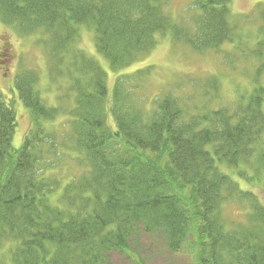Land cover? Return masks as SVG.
I'll return each mask as SVG.
<instances>
[{
    "label": "trees",
    "instance_id": "16d2710c",
    "mask_svg": "<svg viewBox=\"0 0 264 264\" xmlns=\"http://www.w3.org/2000/svg\"><path fill=\"white\" fill-rule=\"evenodd\" d=\"M164 2L0 0L3 23L22 34H42L50 81L64 78L74 101L69 138L59 139L45 127L58 110L40 96L38 74L17 72L13 88L31 126L13 148L16 113L0 95V264H108L112 252L145 264L131 250L142 235L170 253L190 235L199 242L201 264H264V206L226 171L248 185L253 178L245 170L264 171L260 71L245 101L232 108L205 104L194 115L170 91L153 96L146 115L133 92L150 71L117 73L166 34L196 52L230 41V0H192L198 12L179 23ZM84 23L93 25L94 48L117 73L110 93L107 71L76 48L77 27ZM206 83L202 95H208ZM65 147L75 154L78 171L62 183L44 174L52 167L49 156ZM243 200L256 234L223 229L221 205Z\"/></svg>",
    "mask_w": 264,
    "mask_h": 264
},
{
    "label": "rangeland",
    "instance_id": "374dc122",
    "mask_svg": "<svg viewBox=\"0 0 264 264\" xmlns=\"http://www.w3.org/2000/svg\"><path fill=\"white\" fill-rule=\"evenodd\" d=\"M164 3L165 12L178 23L191 21V16L198 12L192 9V0H165ZM227 19L232 28L231 39L218 49L196 52L189 45L175 42L166 34L159 37L158 43L151 51L139 55L129 67L117 72L133 75L136 70L150 71L142 86L133 92L143 113L148 115L153 96H162L169 91L185 104L188 114L194 115L205 104L211 108H232L236 102L248 98L255 84L257 71H260V75L256 81L263 87L261 102L264 113V0H230ZM92 26L90 23H84L77 27L76 48L82 50L86 56L95 58L100 68L107 71L106 89L110 93L117 73L112 72L107 62L96 52L95 31ZM41 35L38 32L22 34L14 26L0 20V95L5 102L12 104L16 113V128L11 142L13 148L21 146L31 126L29 111L21 104L13 88L15 74L24 70L36 71L39 76L37 89L40 96L46 104L58 110L55 120L45 123L46 129L59 136V139L69 138L66 134L69 132L66 121L73 117V94L66 91L64 78H59L57 82L50 81L46 71V51L38 40ZM205 81L207 85L204 88L208 89V95H202L203 90L200 88ZM134 86L135 83H132L130 90ZM64 143L70 145L67 140ZM57 151L59 155L49 156L48 164L52 167L47 169L44 175L58 177L63 183L77 176L78 170L73 167L76 164L71 160L75 154L73 155L68 147H65L64 151L61 148ZM227 170L243 191L254 193L258 202L264 206L263 170L259 175L258 172L245 170L248 177L253 178L250 185L240 181L231 170ZM59 194L60 190L53 191L50 195L51 201L58 198ZM250 212L251 207L246 200L240 203H223L219 214L224 231L241 228L245 229L243 231H246L247 235L256 234L257 228L250 227ZM194 240L190 235L186 236L180 251L170 253L162 242L149 243V238L142 235L139 244L133 245L134 249L132 247L131 250L137 251L138 256L146 261L145 264H201L199 242L195 243ZM6 246L7 244L3 245ZM108 255V264H134L122 253L112 252Z\"/></svg>",
    "mask_w": 264,
    "mask_h": 264
}]
</instances>
